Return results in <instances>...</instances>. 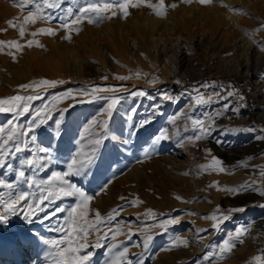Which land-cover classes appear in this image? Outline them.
Instances as JSON below:
<instances>
[{
    "label": "rangeland",
    "instance_id": "374dc122",
    "mask_svg": "<svg viewBox=\"0 0 264 264\" xmlns=\"http://www.w3.org/2000/svg\"><path fill=\"white\" fill-rule=\"evenodd\" d=\"M151 2L156 4L158 0ZM164 3L168 7L163 18L157 17L153 9L146 6L129 7L126 18H121L119 10L115 9L118 14L112 19L99 24L87 21L80 24V31L73 32L69 42L63 39L66 33L58 28V19L51 24L38 21L26 25L25 36L21 38L18 30L10 27L7 21L22 23L27 10L21 11L14 6V0H0V30H6L0 31V40H16L26 45L27 41L35 39L43 46L24 47L22 52L15 53V62L7 54L15 49L5 48L0 53V99L17 94L39 95V98L24 102L29 106L28 113L21 112L19 116L0 113V127L7 132L9 121H12L23 128L37 110H43L45 106L52 109V119L36 132V146L49 149L53 160L46 169L33 171L25 168L27 176L47 179L54 171H66L67 164L78 153L80 156L89 153L93 147L89 143L93 120L109 121V136L97 149L93 166L87 174L68 179L89 196H94L89 205V219H94L95 210L107 217L113 209L134 199L138 198L142 203L125 207L111 222L113 229L122 226L125 233L130 230L133 233L131 239L119 235L115 241L108 238L103 241V246L95 247L97 234L88 236V246L81 253L89 255L86 264H137L139 260L143 264H264V207L261 206L264 205V195L252 190L235 195L209 187L216 182L221 188L231 187L233 179L238 181L233 187L259 181L254 187L264 191V179L257 175L264 170V131H261L264 121L258 118L259 114H264V50L258 46L264 45V30L255 32L264 24V0H213L209 5H201L195 0L191 4H184L181 0H164ZM172 4L178 6L173 9ZM72 6L71 0H64L61 8L52 15L62 17ZM232 8L241 9L242 13L230 11ZM182 25L186 27L181 28ZM49 26L57 30L55 36L30 35ZM204 30L202 40L184 50L179 67L168 59L171 55L169 48L158 55L154 53L152 38L159 33H179L193 41L194 34ZM253 32L255 35L249 38L248 33ZM243 35L253 51L248 72L246 57L241 53L236 57L232 47L225 45V41L231 42ZM130 38L138 39L139 49L131 48ZM77 58L82 61L80 68L73 64ZM227 60L235 65L225 67ZM118 76L128 78L116 79ZM40 80L63 83L36 91L20 88ZM212 82L216 87L201 88L200 91L210 94L219 91L220 85H232L245 100L229 97L196 106L192 99L195 95L193 88ZM93 87L114 88L116 91L94 92ZM85 89L87 94L82 91ZM66 91H71L75 99H54ZM139 91L146 95H133ZM164 93L171 99L163 98ZM109 97H120L111 117L106 112L111 102ZM225 104L245 106L236 113L225 111ZM62 110L66 111H63L57 129L55 121L60 118ZM216 113L221 115L216 119L211 135L190 142L187 138L197 135V131L189 118L209 121ZM150 117L149 124L139 127L140 122ZM174 117L178 118L172 123ZM134 126L139 130L133 134ZM86 128L88 132H85ZM162 130H167L170 139L152 150L153 138ZM123 140H127V144ZM146 151H150L149 156H145ZM237 151L243 155L230 158ZM30 156L29 151L13 153L14 158L10 159L12 168H0V179L16 186L15 172ZM213 156L221 159L232 174L200 168L209 165ZM240 162H244L243 165ZM18 191L29 190L23 183L14 187L11 193L9 189L0 188L4 200ZM121 197L125 199L121 200ZM74 204L73 198L59 199L51 205L45 201L44 210L38 213L44 222L35 216L29 221L19 212L10 215L6 223L0 224V264H40L27 253L29 244L26 238L40 243L61 239L59 232L49 229L62 222L67 211L54 210H68ZM238 207L245 211L231 213L230 219L223 222L218 231L212 228V221L203 219L213 213L219 215L217 208L228 214L227 209ZM148 209L157 214L155 220L144 215ZM169 217H178V223L168 226L167 231L154 227L145 233V226ZM245 226L250 232L243 237V243L236 241L231 252L221 256L219 248L223 241ZM205 229L207 231H203ZM108 230L104 227L99 235L103 236ZM145 234L153 237L147 249L144 247ZM174 235L187 240V246L169 250ZM113 243L120 247L110 251ZM124 247L128 253L121 260L117 253ZM254 257L262 259L255 261ZM49 259L51 262L53 257Z\"/></svg>",
    "mask_w": 264,
    "mask_h": 264
},
{
    "label": "snow or ice",
    "instance_id": "6c2138e0",
    "mask_svg": "<svg viewBox=\"0 0 264 264\" xmlns=\"http://www.w3.org/2000/svg\"><path fill=\"white\" fill-rule=\"evenodd\" d=\"M184 4H191L194 0H181ZM195 2L201 5H209L213 3V0H195ZM64 0H14V6L19 7L21 11L27 10L28 14L23 18L22 23L16 24L13 20L7 21V24L10 27L16 28L19 32V36L23 38L26 32V25L35 24L38 21L46 24H51L54 20H59L58 24L59 29L65 31L64 40L71 42L72 33H78L80 31L79 25L87 21L90 24H99L105 19H112L118 13L115 9L119 10L121 18H126L129 15V7H141L146 6L150 9H153L157 17L163 18L167 15V7L164 3V0H158V3L153 4L151 0H120L119 3L116 0H71L72 7H68L62 17H55L52 13L61 8ZM31 5V7H29ZM177 4H172L171 8H176ZM230 11L234 13H242L241 9L232 8ZM18 19V18H17ZM264 30V24L260 28L256 29L255 32ZM6 31V30H0ZM255 32L248 33L249 38L255 35ZM38 34H44L48 36H55L57 30L53 27L39 28L35 32H31L32 37H36ZM255 42V41H254ZM33 45L43 47L39 44V41L31 39L27 41L26 45L20 44L16 40L11 41H2L0 40V53L4 51L5 48L15 49V52L9 51L7 54L12 56L13 61H16V54L22 52L24 47H31ZM261 50H264V45H258ZM139 76V73H137ZM128 77H116V79H127ZM107 79V77H105ZM63 83V81H49V80H40L33 81L29 84L21 85L20 88L23 90L32 89L36 91L39 88H53L57 84ZM155 83V81H152ZM176 83H181L176 81ZM209 87H216L215 82L211 84L205 83L199 87H194L193 91L195 95L192 97L193 102L196 106H202L205 104H210L213 102H218L219 100H226L229 97H237L239 101H244L245 97L243 94L239 93V90L235 89L232 85L225 87L220 85L219 91H213L210 94H204L200 91L201 88L207 89ZM231 89V90H228ZM84 94H87L88 90H82ZM92 91L94 92H115L114 88H100L93 87ZM133 95L145 96L144 91H139L138 93H133ZM163 98L171 99L167 93L162 94ZM39 98L37 96H23V95H14L11 97L0 99V113H13L15 116H19L21 112L28 113L29 106L24 103L25 101H31L33 99ZM55 100L62 99H75V96L71 91H66L62 96L54 97ZM110 103L107 106L106 112L111 117L112 112L115 110L116 105L119 103L120 97H109ZM245 105L241 104L240 107ZM55 107V105H53ZM240 107L233 106L231 104H225V111L232 110L236 113H239ZM63 111L60 114V118L56 119L55 123L57 129L60 126V123L63 119ZM154 115V113H153ZM220 113H216V116L209 121L203 119H193L189 118L193 128L197 131V135L188 137L187 139L190 142L199 141L207 136L211 135L213 128L215 127V121L220 117ZM178 117H174L172 123H175V120ZM52 119V109L45 106L43 110H37L35 115L31 118L30 121L26 122L23 128H20L19 124H15L12 121H9V128L5 132L4 128L0 127V168L7 167L11 170L12 165L10 159L14 158L13 153L19 154L22 151L31 152V156L26 158L21 162L20 168L15 172V177L17 185L9 183L6 180L0 179V188L9 189L10 193L14 187H17L20 183H23L27 186L29 191H18L14 195L10 194L7 200H4L3 195L0 194V208H3V211L0 212V224L6 223L10 215H15L18 212L21 213L27 220L32 221L33 217L40 219L44 222V218L39 217V211L44 210L45 201L49 205L56 200L63 198H73L75 204L68 210L64 208H58L54 211L65 212L67 211V217L62 219V222L57 223L55 228L49 229V231L59 232L62 236L61 239H48L44 243L48 246V256L53 257L51 264H86L89 261V255L81 254L82 251L88 246V236L92 234L96 235L95 247L103 246V241L110 238L112 241H115L119 235H127L129 239L133 233L129 230L127 233L124 232L122 226H117L115 229L111 227V222L119 215L120 212L124 210L125 207L129 206H138L142 201L138 198L134 199L127 204L113 209L107 217L101 215L99 210H95L94 219H89V212L91 211L89 205L90 202L94 199V196H89L86 192L78 188L75 184L72 183L68 177L76 176L81 177L87 174L88 170L93 166L94 160L96 158V152L99 146L103 141L108 138V123L109 121L105 120L98 122L93 120L91 122L90 128L92 132L89 136V143L93 147L89 150V153L86 156H80L78 153L74 156L71 161L67 164L66 171H54L47 179H37L36 177H29L26 174L25 168L27 167L33 171H39L41 168L47 167L53 160V156L49 149L37 147L36 146V132L39 128L46 125L48 121ZM152 117L145 119L140 122L139 127H144L145 125L151 122ZM94 126V127H93ZM139 127H133V134L135 131L139 130ZM19 129V130H18ZM96 129H102V131H96ZM251 130V129H249ZM89 129L86 128L85 132H88ZM264 131V129H261ZM260 138V137H258ZM170 139L167 130H162L161 133L153 138L152 150L156 148L162 141ZM124 144H127V140L122 141ZM42 153V154H41ZM150 151L145 152V156H149ZM249 159H252L251 157ZM242 165L244 162H240ZM201 169L214 171L217 173L232 174L228 172V169L223 166V161L218 157L213 156L211 163L209 165H201ZM257 175L264 179V170H261ZM259 181L245 182L239 187H219L218 182L209 185V187L215 188L217 191H224L229 194H241L244 191L252 190L258 191L261 195H264V191H261L257 185ZM35 189L36 191H32ZM104 188L101 189L103 191ZM99 194V193H97ZM181 199L180 197H176ZM124 200V197L120 198ZM31 200L30 203L28 201ZM264 207V205H261ZM25 208L28 211H23ZM228 214H224L217 208V212L220 214L217 215L213 213L210 216L203 217V219L212 221V228L214 230H219L220 225L230 219V214L233 212H243L245 209L243 207L230 208L226 210ZM192 214V213H189ZM144 215L155 220L157 214L148 209ZM178 223V217H169L165 221H159L153 223L152 225H147L144 228L145 233L149 232L154 227L164 228L167 231L168 226ZM108 227V232H105L103 236L99 235L100 231ZM207 231V229L203 230ZM250 232V228L245 226L243 228L237 229L234 234H230L227 239L223 241L222 246L219 248V253L221 256L224 254L230 253L231 250L236 246L235 242L238 241L243 243V237ZM153 239L152 235L145 234L144 236V247L147 249L148 242ZM83 241V242H81ZM188 241L183 240L178 236L173 237L170 241V248L187 246ZM120 247L116 243L111 245L110 251ZM128 253L127 247H124L117 255L123 260ZM216 255V253H213ZM207 255L205 259H207ZM255 261H260L261 257H254ZM137 264H143L142 260H139Z\"/></svg>",
    "mask_w": 264,
    "mask_h": 264
},
{
    "label": "bare ground",
    "instance_id": "6f19581e",
    "mask_svg": "<svg viewBox=\"0 0 264 264\" xmlns=\"http://www.w3.org/2000/svg\"><path fill=\"white\" fill-rule=\"evenodd\" d=\"M155 22L157 23V21H155ZM160 26H161V24H160ZM182 27H183V25L181 26V28ZM184 27H186V26H184ZM205 33H206L205 30L197 32L196 34H194L195 36H194L193 41H190L189 38H187L186 36L184 37V36L178 35L179 33L174 34V35L167 34V33H164V34L159 33L156 36H153V38H152V48L154 50L155 55H158L160 51L166 52V50L169 48L171 55L168 56L169 57L168 59L173 61L179 67L180 66V59H181V56L184 54V50H187L189 48L191 49L190 45L192 46L195 43V41L196 42L201 41L203 36L205 35ZM245 40H246V38L243 35V36L238 37L237 39L232 40L231 42H230V40H229V42L225 41V45H227L228 47H232L233 52H234L236 57L240 53H241L240 55H243L246 57L247 65H245V66L247 67V72H248L250 70V66H249L250 65L249 64L250 58L252 59V57H250V56H252L253 51H252V47L250 45V42L249 43L245 42ZM129 43H130L132 49H139V41L137 38L136 39L130 38ZM160 46L162 47L161 50H159ZM165 55H167V54H165ZM226 62H227V64H225V67H227V68H231L234 64L231 60H227ZM73 64L75 66H77V68H80V66L82 65V61H81V59L77 58V59H74ZM237 72H239V67H238ZM258 118L264 121V114H259ZM242 155H243V153L237 151V153H234L233 156L230 155V158L235 159V158L241 157ZM222 179L224 180V178H222ZM226 180H228V179H226ZM236 182H238V181H236ZM236 182L232 179L231 180V184H232L231 187L236 186L235 185ZM26 239H27L28 244H29L26 247V249H28L27 253L33 259V261L39 262L40 264H51L49 256L47 255L48 251H49L48 246L45 243H40L39 241H37L35 239H29V238H26ZM0 256H1V253H0Z\"/></svg>",
    "mask_w": 264,
    "mask_h": 264
}]
</instances>
